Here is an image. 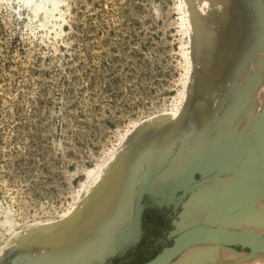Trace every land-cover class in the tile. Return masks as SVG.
I'll use <instances>...</instances> for the list:
<instances>
[{
    "label": "rangeland",
    "instance_id": "374dc122",
    "mask_svg": "<svg viewBox=\"0 0 264 264\" xmlns=\"http://www.w3.org/2000/svg\"><path fill=\"white\" fill-rule=\"evenodd\" d=\"M261 4L264 0H227L224 6H216L211 0H61L57 11L44 18L25 12L15 0H0V264L66 260L70 247L61 245L59 251V246L54 250L46 244L47 250L42 236L34 238L40 240L39 247L28 240L25 246H19L16 239L30 229L61 226L82 207L100 176L118 164L117 174L124 178L133 170L134 176L132 189L118 208L124 217H114L115 222L98 232L93 226L80 230L83 216H78L75 228L80 230L76 232L79 237L86 236L87 243L109 237L112 250L86 253L88 249L81 246L77 254L85 253L77 259L73 255L71 263H143L170 245L175 236L196 226L264 238V222L219 227L194 216L197 204L203 202L206 212L229 216L264 210V167L252 141L255 121L264 104ZM195 18L202 23L199 31L192 25ZM228 19L230 29L232 20L245 22L250 35L238 42L235 63L220 77L216 89L203 94L196 83L200 70L204 68L209 77L216 74L218 56L209 63L196 59L193 40L195 36L206 40L211 32L222 37ZM257 45L261 54L256 53ZM248 75L253 77L250 89L245 82ZM233 85L248 90L247 103L244 101V108L230 125L236 134L213 141L221 129L213 128L215 112L220 109V101L230 99ZM244 114L245 124L238 125ZM167 129V148H150L165 139ZM204 135L211 140L210 152L224 153L229 149L225 146L232 143L228 169L207 179L196 176L197 182L183 196L177 186L194 163H200V151L177 178L153 182L185 138L197 144ZM236 135L241 143L235 145ZM249 161L253 165L244 167ZM246 172L252 181L249 189L255 192L251 203L243 204L234 214L215 208L222 202L220 198L204 201L203 186L210 180L229 176L232 183L240 184ZM146 179L155 196L142 192ZM140 197L145 207L140 230L134 232ZM42 234L36 232L37 236ZM63 236L62 242L70 243L71 235ZM128 239L134 242L128 244ZM261 260L263 253L203 244L184 250L169 264H261Z\"/></svg>",
    "mask_w": 264,
    "mask_h": 264
},
{
    "label": "bare ground",
    "instance_id": "6f19581e",
    "mask_svg": "<svg viewBox=\"0 0 264 264\" xmlns=\"http://www.w3.org/2000/svg\"><path fill=\"white\" fill-rule=\"evenodd\" d=\"M15 1L19 4V6L25 12H27L29 14H32L34 16L35 15H42L44 18L50 16L53 12L57 11V9L59 8L60 3H61V0H15ZM188 1L194 2V0H188ZM226 2H227V0H211V3H213L216 6H217V4L220 5V6H224ZM259 6L260 7H264V4H261ZM223 9H225V7ZM229 19L226 22H224V25H223L224 26V33H223L222 37H220L218 35H215V32H211L209 34L208 33L206 34V37H207L206 40L203 39V38H200V37L198 38V36L197 37L195 36V39L193 40L195 45L197 46L196 50H195L196 59L201 60V61H205L206 63H209V62H211V59L214 56L215 57H216V55L218 56V63L216 65L217 67H216V72L215 73L219 74V75L213 74L211 77H209V74L205 73V69L204 68L202 70H200L201 72H200V74H199V76L197 78L196 83H197L198 88L201 89L202 92H205L203 94L209 95L210 93L213 92V90L216 89V87L218 86V83L220 82V77L223 75V73H225V75H226V73H227L228 69L230 68V66L235 63V60H236V57H237L238 42H241L243 39H248L249 38L250 33L248 32L247 25H245V22L238 23V22L232 20L231 21V26L232 27L230 29V21H229ZM192 21H193L192 25L196 27L194 30L199 31L200 27H202V25H201L202 23L199 21L198 18L197 19L195 18ZM263 46H264V41H263ZM256 49H257L256 53H260L261 54L258 45H257ZM243 53H244V50H243ZM262 58H264V57H262ZM240 61H242V60H240ZM242 64H243V62H242ZM244 70L245 69L243 67V69H241V71H244ZM241 74L243 75V72ZM246 74H248V73H246ZM239 77H240V75H239ZM244 77H245V75H244ZM252 79H253V77L249 76L245 80V82L247 83L246 87H249V89L252 87ZM255 80H254V82H256ZM242 82H244V81L242 80ZM204 86H207L208 91L204 90V88H205ZM240 90H242V89H237L233 85L230 88V91H229L230 92V99L228 101H226L225 103H224L225 99L223 101H220V102H222V104L220 106V109L216 110V111H218V113L215 112L216 113L215 121H214L213 124L212 123L211 124L213 125V128H220L221 127V129L220 130L218 129L219 131L217 132L215 137H213L214 139L212 138L213 141L215 139H218V138L219 139L220 138H226L227 139L230 136H232L233 134H236L234 129L231 128V126H232L231 124L233 123V121H235L234 119H235L236 115L238 113H240V111H242L241 110L242 107L244 108V103L246 102L245 101V97L247 95L246 91H248L245 87H244V89L242 91H240ZM242 114H243V112H242ZM246 118H247V116H245V114L242 115L240 120L237 121V124L238 125L239 124L240 125H244L245 122H246ZM162 120L163 119H161V122H162ZM207 124H208V121H207ZM237 124H234V126H236ZM210 127H211V125H210ZM210 127H209V129L213 130ZM235 129H237V128H235ZM204 130L205 129H203V131ZM187 132H189V131H187ZM187 132H185V134ZM197 132H198V130H197ZM199 132H201V131L199 130ZM199 132H198V134H200ZM169 133H170V130L167 129L165 131V135L166 136L164 135L165 139H160V140H158V142H154V144L150 145V148H154V147L155 148L157 147L158 149L167 148L165 146L168 143V140L170 138ZM192 135H193V132H192ZM194 135H195V133H194ZM196 135H197V133H196ZM184 136H186V135H184ZM189 136H191V133H190ZM199 138H201V136ZM234 138H235V142H234L235 145H236V143H238V144L241 143V142L238 141V140L241 139L239 135L234 136ZM186 139H188V137L185 138V141L187 142L188 140H186ZM196 139L199 140L198 138H196ZM185 141H182L183 143L180 146L181 149L174 156L172 155V158L169 159L168 166L166 168H164L157 175V177L153 180V182L163 181L165 179H168L169 177H174V178L176 177L177 178V176L180 173L186 171L185 167H187V166L192 164L193 160H192V162L190 160L193 157H195L196 155L199 156L198 153L200 151L202 152V155L199 156L200 157L199 159L201 161H200L199 164H197V163H194V164L200 165L202 167H206L208 165L209 166L210 165H214V166H217V168L221 167V169H223V168H227L228 169L229 168L228 167L229 166V161L232 159V156H231V153H230V145L232 143H229L230 144L229 147H228L227 144H226L227 147L225 145H223V146H225V148H229V149H225L224 148L226 150V152L220 153V150H218L219 152H216V151L215 152H210L209 151V149L212 148V147L209 148V146L211 144L210 143L211 140L207 141V136L206 135H204L201 138V140H200L201 142L200 143L198 142L199 144L196 141V143L198 145L194 144L193 140H192L193 144H191L192 142L191 143L187 142L188 144L185 145V143H186ZM220 147H219V149H220ZM147 152H149V150ZM138 153L139 154L140 153L143 154V150L139 149ZM163 153H161V154H163ZM233 156H235V154ZM122 161H123L122 159H119V162H122ZM213 161H218V162H221V163H220V165H215L213 163ZM251 163L252 162L249 161L248 164H246L244 167H247V168L249 167L250 168L253 165ZM118 165L120 166V164H118ZM119 166H116V168H114L113 170L111 169V170L105 171V174L100 176V178L98 179V181L95 184L96 186L91 189L92 190L91 194H89L88 198H86L87 200L85 202H82L83 203L82 207H80V209L77 212H75L72 216L68 217V219H66V221L63 222L61 226H59V225H46L44 227H37V228H34V229H30V231L27 232L25 236L23 235L24 237L22 236L21 239H20V236L17 237L16 241L18 242V244H20L19 246H21V245L25 246L27 244V240H28V241H32V246L38 245V247H39V244L37 242H40V240L39 239L38 240H34V238L42 236L40 238L41 241H43V243H44L42 245H45L44 248L47 247V250L49 249V246H52V249H54V248L58 249V246H59V251H60V248L62 247L61 245H64L66 247H70V249L72 251L70 250L71 253H69V252H68L69 254L67 253L68 255L66 257V260L63 258L64 261H58L59 260L58 259L57 261H53L50 264H58V262H61L63 264H74V263L76 264L79 261L71 263L73 255H74L75 259H77V258H81L82 254L85 253V251H84V253L77 254V250L81 246H83L85 249H88L86 253H88L89 251L91 252V251H98V250H99V252H101V251L104 252L105 249H106V252L108 250H112L110 248H112L113 245L110 244V242H111L110 240L111 239L109 237H105L103 239H100L98 243L95 242V240L90 243V241H92V240H90L89 241L90 244H89V243L86 242V240H87L86 236L84 238L83 237H79L78 236L79 232H78V234L76 232L79 229L82 230L81 228L84 227V226H86L85 228H87V226H90V227L93 226V227H95V229L99 230L98 232H102L104 227L108 228L109 225H111V222L114 221L113 219H115L114 217H117L116 219H118L119 215L122 218L124 217L123 215H121L122 213L120 211L118 213V208H119V205H120V201L122 202L123 197L126 194H129L130 190L132 189L131 188V186H132L131 184H133L132 183V179H133L134 176L132 174V172H133V170H132V171L126 172L125 173L126 175H124L125 177L123 178V176L121 174H117V170L120 169ZM252 170H253V168H252ZM248 171H250V170H248ZM236 172L239 173V171H236ZM248 174H249L248 172L244 173V177L245 178H241V183L240 184H234V182L232 183V180H230L228 178L229 176L228 177L224 176L223 178L219 177V178L210 180L209 181L210 184L206 183L207 185L205 184L203 186L204 201L207 200V199H210V198H212V199L220 198L221 201H222L221 203H223L226 200L227 197H229V196H231L233 194L234 195L233 196L234 199L232 198L233 200H229L231 204L232 203H241L242 205L246 204L248 202L249 198L252 197L254 195V193H255V192L252 191V189L251 190L249 189L250 187H252V181L248 177ZM205 179H207V177H205ZM126 180H127V182H125ZM243 186H244L245 189H243ZM254 190H255V188H254ZM123 201H124V199H123ZM229 201H228L227 204H230ZM257 203L259 204L258 201H257ZM260 203H262V202L260 201ZM122 204H123V202H122ZM204 204H206V203L203 202V203L197 204V206H196L197 210L196 211H198V213L194 215L195 218L198 219V220H202L204 222H208V223L217 225L219 227H226V226H232V227L233 226H239L240 227V225L243 226L244 224L256 225V224H262L264 222V210L261 211L260 210L261 208H259L260 206L258 207L259 208L258 211L257 210H254L253 212H251V210H250V212L243 211L240 214H238L237 216L236 215L229 216L230 214L206 212L207 209L205 210V205ZM256 205L257 204H255L254 206H256ZM262 207H264V206H262ZM241 208H242V206L240 207V209ZM255 208H257V207H255ZM121 210H122V208H121ZM78 216H83V219L81 221H79V223H80V224H78L79 225V227H78L79 229L78 228L75 229L76 226H77L76 221L78 220V218H80ZM116 219H115V221H116ZM119 221H121V219ZM85 228H84V230H85ZM236 228H238V227H236ZM74 229H75V231H74ZM39 231H42L43 234L37 236L36 232H39ZM64 234L67 237H68V235H71L70 243H68V244L65 243L64 244L62 242ZM74 235H75V237H74ZM26 236H28V237H26ZM76 236H78L79 240H77L78 238ZM84 241H85V243H83ZM46 244L49 245V246H46ZM76 245H79V246H76ZM74 249H75V251H74ZM54 250H56V249H54ZM62 254L63 253H61V255ZM228 255H229V253H228ZM228 255L226 257H228ZM55 256L57 257V255H55ZM232 256H234V255H232ZM58 258H61L60 253H59V257ZM232 258L229 257V259H232ZM262 261L263 260H261L260 262H262ZM263 262L261 264H264Z\"/></svg>",
    "mask_w": 264,
    "mask_h": 264
},
{
    "label": "water",
    "instance_id": "95a60500",
    "mask_svg": "<svg viewBox=\"0 0 264 264\" xmlns=\"http://www.w3.org/2000/svg\"><path fill=\"white\" fill-rule=\"evenodd\" d=\"M252 141L254 148L258 151L259 157L264 167V104L259 113L258 119L254 125L252 134ZM221 168L214 165L202 167L194 165L183 181H179L178 188L181 190L183 196H186L192 184L197 182L196 176L199 179L208 177L216 172L222 173ZM224 172V171H223ZM146 185L142 192L155 196ZM160 194V193H159ZM233 194L226 198L223 203L215 206L218 210L226 211L227 213H234L242 206L241 203H230L233 200ZM253 197H250L247 204L251 203ZM177 199L179 197H176ZM233 198V199H232ZM229 201L230 204H227ZM144 209V204L141 202V197L136 203L135 218H134V232H139L141 223V214ZM128 239L126 243H130ZM134 242V241H132ZM131 242V243H132ZM203 244L223 245L227 247L238 248L241 250L247 249L250 253H263L264 254V238L253 233H246L241 231L225 230L211 226H196L189 228L174 237L172 243L164 247L150 260L139 264H169L176 257H178L184 250L189 247Z\"/></svg>",
    "mask_w": 264,
    "mask_h": 264
},
{
    "label": "flooded vegetation",
    "instance_id": "af4514ba",
    "mask_svg": "<svg viewBox=\"0 0 264 264\" xmlns=\"http://www.w3.org/2000/svg\"><path fill=\"white\" fill-rule=\"evenodd\" d=\"M143 202V201H142ZM144 203V202H143ZM145 207V206H144ZM146 208H148V207H146Z\"/></svg>",
    "mask_w": 264,
    "mask_h": 264
}]
</instances>
